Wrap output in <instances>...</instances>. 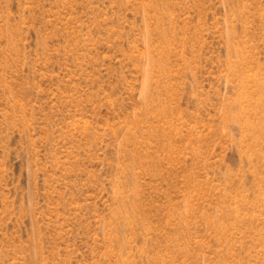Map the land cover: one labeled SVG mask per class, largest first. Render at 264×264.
Masks as SVG:
<instances>
[{
  "label": "rangeland",
  "instance_id": "obj_1",
  "mask_svg": "<svg viewBox=\"0 0 264 264\" xmlns=\"http://www.w3.org/2000/svg\"><path fill=\"white\" fill-rule=\"evenodd\" d=\"M0 264H264V0H0Z\"/></svg>",
  "mask_w": 264,
  "mask_h": 264
}]
</instances>
